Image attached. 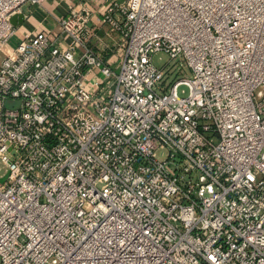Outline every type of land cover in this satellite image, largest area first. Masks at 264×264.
Masks as SVG:
<instances>
[{"label": "built area", "instance_id": "2783aa9c", "mask_svg": "<svg viewBox=\"0 0 264 264\" xmlns=\"http://www.w3.org/2000/svg\"><path fill=\"white\" fill-rule=\"evenodd\" d=\"M42 1L0 0V264H264V0H111L117 69L86 7L9 47Z\"/></svg>", "mask_w": 264, "mask_h": 264}, {"label": "crops", "instance_id": "0c3cea01", "mask_svg": "<svg viewBox=\"0 0 264 264\" xmlns=\"http://www.w3.org/2000/svg\"><path fill=\"white\" fill-rule=\"evenodd\" d=\"M109 1L111 0H43L41 5H24L21 8L24 22L16 27L15 35L9 40L8 45L14 47L25 34L43 30L59 36V22L68 11L71 8L86 7L93 14L89 22L87 46L100 56L105 64L117 69L125 53V44L117 32L100 21L104 7Z\"/></svg>", "mask_w": 264, "mask_h": 264}, {"label": "rangeland", "instance_id": "374dc122", "mask_svg": "<svg viewBox=\"0 0 264 264\" xmlns=\"http://www.w3.org/2000/svg\"><path fill=\"white\" fill-rule=\"evenodd\" d=\"M168 60H169L168 57L166 55L162 54V53L158 54L153 59L155 65L158 66V67L164 66L168 62ZM187 92H188V89L185 86H181L179 88V90H178V94H179L180 97H184L187 94ZM6 106L7 107L11 106V103L10 104L7 103ZM0 176H2V172L1 171H0Z\"/></svg>", "mask_w": 264, "mask_h": 264}, {"label": "water", "instance_id": "95a60500", "mask_svg": "<svg viewBox=\"0 0 264 264\" xmlns=\"http://www.w3.org/2000/svg\"><path fill=\"white\" fill-rule=\"evenodd\" d=\"M10 22L15 27L21 26L23 24V22H24V15L23 14H18L16 16H13L10 19Z\"/></svg>", "mask_w": 264, "mask_h": 264}]
</instances>
